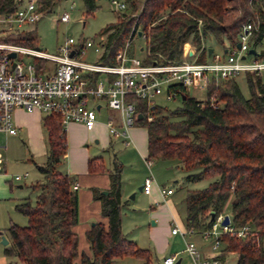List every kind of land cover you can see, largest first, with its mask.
I'll list each match as a JSON object with an SVG mask.
<instances>
[{
    "label": "trees",
    "instance_id": "trees-1",
    "mask_svg": "<svg viewBox=\"0 0 264 264\" xmlns=\"http://www.w3.org/2000/svg\"><path fill=\"white\" fill-rule=\"evenodd\" d=\"M59 1L43 0L42 11L51 12ZM96 1L83 0L87 14L96 10ZM125 2L126 10L100 31L105 42L100 57L103 63H115L116 52L128 40L132 45L135 37L145 41L148 62L179 61L187 42L201 49L203 40L211 36L224 47L225 37L229 44H236L240 27L247 22L255 27L256 42L264 39V0ZM15 5V0H0V12L12 11ZM7 40L36 46L38 36L32 29ZM129 52L134 53L133 46ZM205 58L203 49L199 60ZM246 80L249 97L242 93L235 77L213 79L205 99L192 97L186 88L177 87L181 97L186 98L173 110L158 104L149 107L146 100L132 99L144 114L139 124L147 129L148 157L173 161L185 174L186 182L212 179L205 188L187 190L186 227L195 232L209 229L230 203L233 225L239 228L248 224L252 229L243 238L222 233L225 249L237 254L236 264H264V81L261 73L255 72H247ZM148 113L153 115L151 121L144 119ZM43 126L47 160L37 165L43 180L32 185L34 190L39 189L35 204L29 198L15 204L28 222L11 224L5 254L26 264H114L116 258L128 255L142 260V264H161L149 249L140 247L123 232L125 201L118 164L110 173L108 193L93 189L108 224L97 222L87 231L91 255L79 252L74 230L79 221L75 177L59 169L67 152L65 130L53 114L45 115ZM89 170H104L100 157L90 158Z\"/></svg>",
    "mask_w": 264,
    "mask_h": 264
},
{
    "label": "built area",
    "instance_id": "built-area-1",
    "mask_svg": "<svg viewBox=\"0 0 264 264\" xmlns=\"http://www.w3.org/2000/svg\"><path fill=\"white\" fill-rule=\"evenodd\" d=\"M12 11L0 12V132L17 134L13 123V110L17 107L26 111L40 110L47 114L57 115L63 129L71 123H81L86 129L95 127L98 120V105L116 111L110 115L106 125L112 137L122 138L128 142L130 129L139 124V110L132 98L146 100L148 106L158 95L165 94L167 99L181 97L177 87H184L189 92L192 88L207 90L213 79H229L241 73L264 71V39L262 43L254 38L253 23L242 24L237 35L236 44H229L220 50L203 43L201 49H184V55L179 61L154 60L146 61L129 52V42L116 52V62L113 64L100 61L105 48L102 37L99 40L83 39L76 43L69 38L59 47L58 53H49L36 46H28L7 38L18 37L24 28L36 23L45 14L42 11L43 0H15ZM119 11H125V0H111ZM60 19L69 21L70 15L64 12ZM144 38V37H143ZM240 43V47L237 45ZM255 53H250V49ZM92 49L95 60L86 58V50ZM204 49L206 58L199 60ZM74 51L73 55L71 52ZM10 52L16 56L9 57ZM25 55L31 56L35 62L26 64ZM50 62L48 67L44 64ZM92 101V102H91ZM92 103V104H91ZM147 121L153 119L148 113ZM149 158L148 163L151 164ZM5 160L0 151V174H5ZM28 173L11 175L10 181H20ZM155 179L148 175L144 179L143 192L149 194ZM73 184V189L77 188ZM165 195L172 194L173 189L163 188ZM225 213H220L212 226L202 232L205 238L214 236L213 249L221 246L220 235L230 233L233 236L246 237L251 226L246 224L235 227L230 222L223 225ZM220 229V230H219ZM181 231L177 226L172 233ZM184 233V232H183ZM4 237L0 231V239ZM187 251L195 258L200 253L193 242L188 243ZM176 255L170 254L163 258L162 264H175ZM202 264H223L218 259H206Z\"/></svg>",
    "mask_w": 264,
    "mask_h": 264
},
{
    "label": "rangeland",
    "instance_id": "rangeland-1",
    "mask_svg": "<svg viewBox=\"0 0 264 264\" xmlns=\"http://www.w3.org/2000/svg\"><path fill=\"white\" fill-rule=\"evenodd\" d=\"M97 8L92 13L87 14L83 0H60L49 13H45L36 23L25 27L24 35L26 31H32L36 29L38 40L36 47L47 51L49 53H58L59 47L64 44L69 38H73L76 43L83 39L99 40L100 31L108 24L114 23L121 11H119L111 0H97ZM64 12H68L70 15L69 21H62L60 19ZM20 34V35H21ZM225 45H228L229 40L224 38ZM203 43L208 46L214 47L216 50L221 49V44L213 36L208 39H204ZM134 47V53L140 58L146 57V51L141 50V47L145 46V41L141 38L133 40L132 45ZM184 49H196L195 45L191 42H187ZM86 58L88 60H95L96 55L92 49L86 50ZM183 57L185 55L183 54ZM186 58V57H185ZM26 64L35 62V59L31 56L25 55L23 58ZM47 67L51 65L50 62L44 63ZM261 78L264 81V71L261 72ZM238 85L242 93L246 96H250V89L247 84L246 74L241 73L236 77ZM189 95L197 99H205L207 97V91L201 88H192ZM92 102V101H91ZM154 102L158 105L173 110L179 107L182 103V97H176L167 99L165 94L158 95ZM92 104V103H91ZM104 114V113H102ZM145 137V127H140V138ZM129 145L122 141H116L112 146L103 148L101 141L96 143L95 138L88 139L83 143V148L90 151L92 157H100L104 164V169L113 171L115 164H118L121 168V177L126 184H137L144 180L145 176L149 174L147 168L143 167L140 163V159L137 157L136 147L134 141L129 139ZM135 147V148H134ZM46 149V148H45ZM0 151L3 154L5 163L7 165V175L0 176L3 178L2 183L7 188V193H0V231L10 241L9 227L12 223L19 225H26L28 218L23 213L15 209L16 200L18 198H29L31 203L35 204L39 189H33L32 185L43 180L41 173L39 172L37 165H43L47 160V151L36 150L30 151L19 136L0 132ZM78 153L73 151L70 156L64 157L59 169L66 172L68 168L69 160H74L78 157ZM79 158V157H78ZM117 161V162H116ZM174 162L171 160H153L152 161V173L157 180L164 181L167 185L175 190V194L172 196L174 207L177 208V215L175 216V222L180 229H186L185 227V214L186 208L184 203V197L187 190L190 189H202L209 185L212 181L211 178H205L198 181H183L174 182L172 177L171 167L176 173H182L181 170L177 171L176 166L173 168ZM29 172V176L21 182L9 183L11 175L24 174ZM178 176V175H176ZM180 177H176V179ZM18 184H22L23 187H17ZM137 184L135 191L129 193L126 203L122 208V229L125 235L129 239H133L142 248H147L151 251L154 259L160 261L164 255V252L157 251V245L173 246L176 257L179 259L181 256L184 258L187 254L184 251L185 244L182 235H170L168 227L170 229L174 226L173 220L170 221L167 218L168 210L156 214L153 209V205L150 203V198L142 191H139ZM135 193V197H131ZM7 194V195H5ZM157 207V206H155ZM225 214L231 213L230 203H228ZM154 222L156 225H154ZM86 221L83 217L79 218L78 223L75 225L74 230L78 235V248L79 252H85L86 254H92L90 242L87 238V231L92 227V221L88 224L90 226L85 229ZM102 223V222H101ZM105 225L108 224L104 223ZM220 230V229H219ZM203 232V231H202ZM196 232V233H202ZM153 236L159 237L158 244ZM186 239L192 241L195 244H199V240L192 234H187ZM214 236L201 239V243L208 246L212 243ZM10 244V243H9ZM156 246V247H155ZM168 253V252H167ZM0 256H4V247L2 240L0 239ZM236 254L228 253L226 257V264H235ZM17 264H23L18 262ZM114 264H142V260L134 256H123L115 259Z\"/></svg>",
    "mask_w": 264,
    "mask_h": 264
},
{
    "label": "crops",
    "instance_id": "crops-1",
    "mask_svg": "<svg viewBox=\"0 0 264 264\" xmlns=\"http://www.w3.org/2000/svg\"><path fill=\"white\" fill-rule=\"evenodd\" d=\"M229 45V43H228ZM222 46V45H221ZM212 47V46H211ZM224 47V46H222ZM221 47V48H222ZM214 48V47H213ZM215 49V48H214ZM142 50V47H141ZM238 77V76H236ZM235 77V78H236ZM98 120L96 122V125L93 129L88 130L85 128V126L81 123H76V122H71L65 127V134H66V140H67V152L65 154L66 156H70V154L75 151L79 155L76 159L74 160H69L68 163V168L66 169V172L69 173L70 175H73L75 177V182L74 184H77V188L75 189L78 194V202H79V218L83 217L86 221V226L85 229L90 226V223L92 221L93 223L97 222H102V223H107V218L103 216L102 214V206L100 200H97L94 198V192L93 189L99 190L101 193L103 191H108L110 188V173L111 170H103V171H90L89 170V160L90 158H93L91 156V153L89 150L83 148V143L87 141L88 139L95 138L96 143H101L103 148H107L109 146H112L116 141L119 140L122 141L123 143H126V141L122 138H117V137H112L109 134L106 122L109 118L110 115H117L116 111L108 109L104 105H98ZM104 113V114H102ZM47 115V113L42 112L40 110H34V111H26L23 108L17 107L13 110V123L17 128V134H10L14 136H19V138L26 143L28 149L32 152L36 150H43L46 152L47 151V133L46 130L43 126V118ZM140 127H145V126H134L130 129V138L132 141H134L137 157L140 159V163L143 167L147 168L149 171L148 175H152V162L151 164L148 163L149 157H148V135H147V129L145 127V137L144 139L140 138ZM6 133V132H5ZM129 138V139H130ZM128 139V142L126 145H129L130 141ZM46 148V149H45ZM97 157V156H95ZM153 161V160H152ZM117 162V161H116ZM175 166H173L174 168ZM177 171L180 169L178 167H175ZM174 168V169H175ZM4 171L5 174H0V176H6L7 175V165L5 163L4 165ZM172 177L174 178V182H182L184 181V176L185 174L182 173H176L173 171L171 167ZM25 173H28L26 177H24L20 181L16 182H21L24 179H26L29 176V172L26 171ZM24 173V174H25ZM146 175V176H148ZM178 175V176H176ZM145 176V177H146ZM154 177V176H153ZM176 177H180V179H176ZM145 179V178H144ZM155 182L153 184L152 190L148 195L150 198V203L153 205L154 212L156 214H160L161 212L168 210L167 218L170 221V219L173 220L174 226H177L179 229L180 227L178 224L175 222V216L178 214L177 213V208L174 207L173 201H172V196L175 194V190L167 185L164 181L157 180L155 178ZM3 178L0 177V193H7V188L6 186L2 183ZM13 181L9 180V183H12ZM121 192H122V199L126 203V199L128 198V195L130 192L135 191L137 184L144 183V180L141 182H138L137 184H126L124 179L121 177ZM17 187L22 188V184H18ZM163 188H171L173 189L172 194L165 195L161 192ZM135 194V193H133ZM7 195V194H5ZM135 197V196H134ZM26 197L18 198L16 200V203L24 199ZM157 206V207H155ZM154 225L156 223L154 222ZM168 227V233L170 235H177L180 233L182 235V238L184 240L185 248L184 251L187 256L184 258L181 256L179 259L177 258L175 264H202V261L206 259H218L220 260L223 264H226V257L228 253H234L227 251L226 248V242L222 241L221 246L218 249H213L212 243L210 245L206 246L201 243V239H204L205 237L201 233H196L193 230H189L186 227V229H180L181 231L177 233H172V229ZM184 232V233H183ZM192 234L199 240V244H194L196 245L200 256L199 258H195L193 255H191L187 251V245L188 243L192 241H188L186 239L187 234ZM155 241L158 244V238L156 236H153ZM9 240V239H8ZM10 243V241H9ZM8 243V245H9ZM6 245L3 244V247ZM156 247V246H155ZM157 251H162L164 252L163 257L161 258L159 263L162 264V260L165 256L173 254L174 248L173 246H168L165 245H157L156 247ZM168 252V253H167ZM236 254V253H235ZM91 255V253L89 254ZM175 255V254H174ZM179 261V263H178ZM18 262H21L16 256H9L6 255L4 252V256H0V264H17ZM237 262V254H236V259H235V264ZM23 263V262H21ZM26 264V263H23Z\"/></svg>",
    "mask_w": 264,
    "mask_h": 264
},
{
    "label": "water",
    "instance_id": "water-1",
    "mask_svg": "<svg viewBox=\"0 0 264 264\" xmlns=\"http://www.w3.org/2000/svg\"><path fill=\"white\" fill-rule=\"evenodd\" d=\"M237 45L240 47V43H238ZM212 51H213V47H210L209 48V52L211 53ZM73 53H74V51L71 52V55H73ZM250 53H255V50L253 48L250 49ZM15 56H16V53L15 52H10L9 53V57L13 58ZM185 98H186V96L183 95L182 96V99H185ZM139 118H142V115H139ZM138 189H139V191H142L143 190V185H140ZM103 193L104 194H107L108 191H103ZM134 196H135V194H133L131 197L133 198ZM212 216H214V213H212ZM229 222H230V216H229V214H226L225 217H224V220H223L222 224L223 225H227ZM2 243L4 245H8L9 240L4 236L3 239H2ZM178 263H179V261H178Z\"/></svg>",
    "mask_w": 264,
    "mask_h": 264
}]
</instances>
